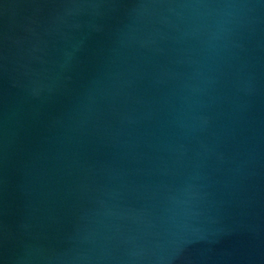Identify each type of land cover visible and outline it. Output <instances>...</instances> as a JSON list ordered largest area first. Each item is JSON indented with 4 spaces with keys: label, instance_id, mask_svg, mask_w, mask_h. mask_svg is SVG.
Instances as JSON below:
<instances>
[{
    "label": "water",
    "instance_id": "water-1",
    "mask_svg": "<svg viewBox=\"0 0 264 264\" xmlns=\"http://www.w3.org/2000/svg\"><path fill=\"white\" fill-rule=\"evenodd\" d=\"M0 264H264V0H0Z\"/></svg>",
    "mask_w": 264,
    "mask_h": 264
}]
</instances>
